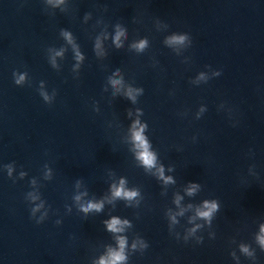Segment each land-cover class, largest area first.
I'll return each mask as SVG.
<instances>
[{
  "label": "clouds",
  "instance_id": "1",
  "mask_svg": "<svg viewBox=\"0 0 264 264\" xmlns=\"http://www.w3.org/2000/svg\"><path fill=\"white\" fill-rule=\"evenodd\" d=\"M125 33L123 30L119 29L118 26V30L116 32L115 35V42L117 44V47L120 46V38L121 36H123ZM64 35L66 36V38L69 39V41L71 40V37L68 33H64ZM186 39H188L187 35H173L172 37H170L168 39V43L169 44H173V43H183ZM147 44L146 40H141L139 43L134 44L133 47H135L137 50L142 51L145 46ZM97 47H99V44H97ZM57 55H60V53H57ZM13 77H14V82L16 85H22V83L25 80V76L24 75H20L18 78H16V73H13ZM113 85H117L120 83L119 80H113L112 81ZM41 96H43V99L45 102L49 101V96L46 93L41 92L40 93ZM128 95L129 97H132V89H129L128 91ZM142 131H143V127L141 128L140 131H137L135 133V140L137 141V148L141 149L142 151L139 153V159L142 160L143 164L146 167H153L155 165V161H156V157L155 155L149 151V144L148 141L146 140V138L142 135ZM9 175H11V168H9ZM160 176L161 178L165 179V182H168L171 180L170 177H163V169H160ZM195 186H193L192 189H189V192L191 193V191H193ZM112 195L115 198H123L126 200H132L133 198H135L138 193L135 190H126L124 188V181L122 180L120 183V186L117 187L116 185L112 186ZM77 199H79V197H77ZM103 207L102 202H88L87 206H81V210L84 213H88L91 210H95L97 212L101 211ZM204 207L207 209L206 211H199L198 215H200L201 217H205V218H211L213 212H215L218 209V205L215 201L209 203L208 201L204 202ZM35 211V209H33V212ZM173 220H175V218L173 217ZM39 223V222H37ZM105 223L107 224V228L109 231L114 232V233H119L122 232L124 230V225L128 224V221H121L120 219L113 217L110 222L109 221H105ZM262 231H264V228H262ZM258 242L261 246L262 249H264V235L259 236L258 238ZM119 243V250H113L110 252L109 254V260L105 261V260H101L100 264H124V262L127 260V256L125 255L124 249L126 247V239L123 237H120L118 240ZM141 243V247L143 248H147L148 245L146 243H144L143 241L140 242ZM133 249L136 248V244L134 243L132 245ZM241 251L244 252L246 255H252V253L249 251V249L247 247L242 246L241 247Z\"/></svg>",
  "mask_w": 264,
  "mask_h": 264
}]
</instances>
